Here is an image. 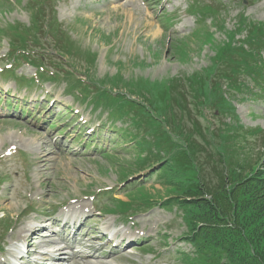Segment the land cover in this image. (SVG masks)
I'll return each instance as SVG.
<instances>
[{"label": "rangeland", "instance_id": "1", "mask_svg": "<svg viewBox=\"0 0 264 264\" xmlns=\"http://www.w3.org/2000/svg\"><path fill=\"white\" fill-rule=\"evenodd\" d=\"M55 20L81 55L59 62L54 56L42 58V64L34 56L39 50L52 53V41L28 39L25 43L28 32L18 28L42 36L54 27ZM250 25L264 26V0H0V89H10L15 99L28 101L23 104L27 109L0 117V264H5L1 258L7 257L3 252L8 253L10 250H5L16 242L12 239L20 242L27 235L26 227L34 225L33 219L55 217L53 214L70 205L88 212L81 235L95 237L97 248L107 244L100 236L110 224L111 231L128 233L138 242L130 245L129 253H123L120 260L104 257L112 250L121 252L115 246L101 248L99 258L93 259L95 264H189L186 256L191 248L181 240L186 227L180 212L161 207L176 191L161 186L155 173L133 175L137 161L143 158L142 144L150 139L149 133L154 134V128L135 123L134 109L123 117L125 122L111 124L107 113L99 115L86 104L94 95L68 93L66 75L73 76L68 73L72 71L73 79L107 85L108 91L109 81L117 83L115 77L123 78L132 84L135 97L131 99L146 103L163 130L169 132L162 112L164 102L150 107L147 99L168 90L175 79H188L213 65L222 50L228 57L236 55L233 49L247 37L242 29ZM9 32L26 49L31 62L43 65L45 77L19 57V69L9 68ZM256 57L253 54L248 59ZM5 70L15 72L12 75ZM235 73L251 87L261 72L251 66ZM125 83L112 86L114 93L126 94ZM231 86L226 104L220 105L214 119L213 111L206 112L212 122L209 141L230 156L227 146L233 138L236 153L242 152L241 160L246 158L244 153L251 158L248 171L261 169L264 98L245 99ZM218 101L217 97L208 105L215 108ZM85 130L96 134L97 145L105 147L104 152L93 151L94 144L85 152L84 145L91 140L87 136L71 142V137ZM64 131L67 139L61 135ZM133 137L136 140L132 142ZM208 151L212 153L209 146ZM131 175L135 178L126 180ZM123 180L126 182L121 185ZM181 215L185 216L183 211ZM44 222L51 226L48 220Z\"/></svg>", "mask_w": 264, "mask_h": 264}, {"label": "trees", "instance_id": "2", "mask_svg": "<svg viewBox=\"0 0 264 264\" xmlns=\"http://www.w3.org/2000/svg\"><path fill=\"white\" fill-rule=\"evenodd\" d=\"M25 31L28 37H24V42L40 40L33 30ZM243 31L247 37L239 48L233 49L238 52L236 55L228 57L222 51L213 65L188 79H175L168 90L154 96L152 106L160 100L164 102L162 112L169 132L163 130L162 123L150 118V122L156 125V132L142 149L145 157L137 163L140 171L161 166L159 171L155 169L154 175L161 185L176 191L171 197L177 196L175 205L184 212L191 234L195 233L193 241L195 239L197 243L196 254L201 264H264V166L248 171L246 166H251V158L244 153L246 158L241 160L242 152L236 153L233 138H229L230 145L227 146L231 155L222 154L209 141L213 133L211 129L201 127L194 115L210 107V99L212 102L219 98L216 106L226 103L224 89L231 90L229 77L232 70H249V64H254L243 55L247 53L244 49L246 43L250 53L257 54L264 71V26L250 25ZM256 36L257 40L254 39ZM11 43L15 46L18 41L11 39ZM57 46L69 57L81 55L69 36H66L65 44L58 41ZM91 63H95V58ZM115 79L117 83L110 81L114 86L124 84L122 78L117 76ZM223 80L230 84L224 85ZM233 85L245 91L237 81ZM126 86L131 88L129 84ZM98 97L113 104L122 100L125 107L121 110L126 113L127 108L132 110L137 106L106 92ZM96 99L94 103H97ZM262 142L264 149L263 139ZM208 146L212 153H209Z\"/></svg>", "mask_w": 264, "mask_h": 264}, {"label": "bare ground", "instance_id": "3", "mask_svg": "<svg viewBox=\"0 0 264 264\" xmlns=\"http://www.w3.org/2000/svg\"><path fill=\"white\" fill-rule=\"evenodd\" d=\"M34 145H35V141H34ZM42 157H47V156L44 155ZM45 161H46V159H45ZM43 226H44V224L39 225L38 227H30V228L26 229L27 235H25L22 238V240L20 241V242H25L29 248L27 258H24L22 260L24 263H26V264H53L54 262H59L62 260L64 262V264H76V263L78 264L77 260H81L85 264H95L93 262V259L99 258V257H97V253L101 250V248L100 249L95 248V246H94L95 238H92V241H88L87 244L82 243V241L81 242H74L71 244H67L64 248H55L53 251H48V252L39 251V246H43V248H50V247L56 246V244L58 243V242L48 240L46 238L47 236L44 234L45 228ZM115 234H116V236L118 235V233H115ZM75 245H79L85 249H89V250L93 251L94 254L92 256H90V255H82L79 252L75 253L73 251ZM15 249H16V247H15ZM11 251L12 250H10L9 252H11ZM12 252L13 253H11V255H14L15 251H12ZM8 253L3 252V255L9 256ZM33 255L35 256L34 257L35 260L32 261V260H30V256H33ZM109 257H112L114 260H120L124 256H123V254L122 255L111 254ZM5 264H6V262H5Z\"/></svg>", "mask_w": 264, "mask_h": 264}]
</instances>
